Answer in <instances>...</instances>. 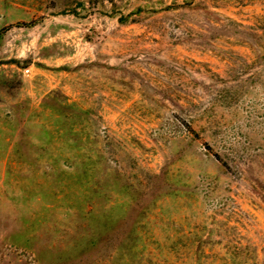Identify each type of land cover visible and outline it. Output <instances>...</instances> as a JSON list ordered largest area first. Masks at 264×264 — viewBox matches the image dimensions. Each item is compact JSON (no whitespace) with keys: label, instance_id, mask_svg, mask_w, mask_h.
Instances as JSON below:
<instances>
[{"label":"rangeland","instance_id":"rangeland-1","mask_svg":"<svg viewBox=\"0 0 264 264\" xmlns=\"http://www.w3.org/2000/svg\"><path fill=\"white\" fill-rule=\"evenodd\" d=\"M0 264H264V0H0Z\"/></svg>","mask_w":264,"mask_h":264}]
</instances>
